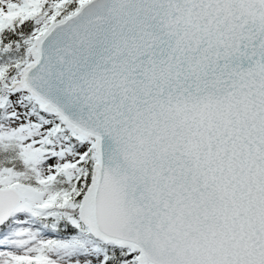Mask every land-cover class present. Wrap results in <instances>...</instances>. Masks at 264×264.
I'll list each match as a JSON object with an SVG mask.
<instances>
[{
    "label": "snow or ice",
    "instance_id": "obj_1",
    "mask_svg": "<svg viewBox=\"0 0 264 264\" xmlns=\"http://www.w3.org/2000/svg\"><path fill=\"white\" fill-rule=\"evenodd\" d=\"M0 264H264V0H0Z\"/></svg>",
    "mask_w": 264,
    "mask_h": 264
}]
</instances>
